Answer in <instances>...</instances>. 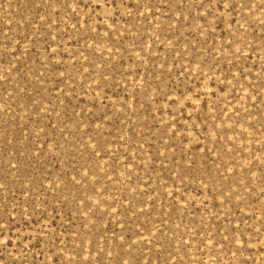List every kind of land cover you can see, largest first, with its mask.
I'll list each match as a JSON object with an SVG mask.
<instances>
[{"label": "rangeland", "instance_id": "obj_1", "mask_svg": "<svg viewBox=\"0 0 264 264\" xmlns=\"http://www.w3.org/2000/svg\"><path fill=\"white\" fill-rule=\"evenodd\" d=\"M0 264H264V0H0Z\"/></svg>", "mask_w": 264, "mask_h": 264}]
</instances>
